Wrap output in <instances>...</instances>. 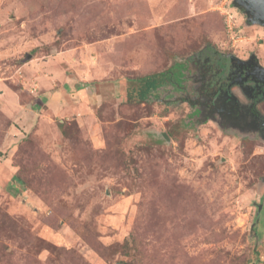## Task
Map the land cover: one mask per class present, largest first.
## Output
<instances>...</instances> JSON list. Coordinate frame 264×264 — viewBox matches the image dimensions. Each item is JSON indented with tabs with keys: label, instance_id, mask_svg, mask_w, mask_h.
<instances>
[{
	"label": "rangeland",
	"instance_id": "1",
	"mask_svg": "<svg viewBox=\"0 0 264 264\" xmlns=\"http://www.w3.org/2000/svg\"><path fill=\"white\" fill-rule=\"evenodd\" d=\"M207 48L264 65V26L233 0H0V264H264V137L190 101Z\"/></svg>",
	"mask_w": 264,
	"mask_h": 264
},
{
	"label": "flooded vegetation",
	"instance_id": "2",
	"mask_svg": "<svg viewBox=\"0 0 264 264\" xmlns=\"http://www.w3.org/2000/svg\"><path fill=\"white\" fill-rule=\"evenodd\" d=\"M191 79L195 95L190 101L205 119L238 127L264 137V65L254 55L206 51L194 63Z\"/></svg>",
	"mask_w": 264,
	"mask_h": 264
},
{
	"label": "water",
	"instance_id": "3",
	"mask_svg": "<svg viewBox=\"0 0 264 264\" xmlns=\"http://www.w3.org/2000/svg\"><path fill=\"white\" fill-rule=\"evenodd\" d=\"M235 7L240 8L246 15L247 21L264 26V0H233ZM261 69L264 71V67ZM261 204H259V209ZM123 264V263H116Z\"/></svg>",
	"mask_w": 264,
	"mask_h": 264
},
{
	"label": "trees",
	"instance_id": "4",
	"mask_svg": "<svg viewBox=\"0 0 264 264\" xmlns=\"http://www.w3.org/2000/svg\"><path fill=\"white\" fill-rule=\"evenodd\" d=\"M208 51H212L211 48H207ZM161 82L160 78L156 74L148 75L141 78V85L136 90L135 95L130 93L129 97L136 96L139 100H145L149 93L157 88L158 84Z\"/></svg>",
	"mask_w": 264,
	"mask_h": 264
},
{
	"label": "built area",
	"instance_id": "5",
	"mask_svg": "<svg viewBox=\"0 0 264 264\" xmlns=\"http://www.w3.org/2000/svg\"><path fill=\"white\" fill-rule=\"evenodd\" d=\"M229 28H230V26H229ZM232 29H230L229 31H231Z\"/></svg>",
	"mask_w": 264,
	"mask_h": 264
}]
</instances>
